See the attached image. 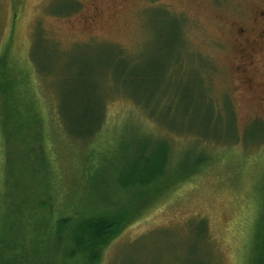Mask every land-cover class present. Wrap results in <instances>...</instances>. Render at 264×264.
I'll return each mask as SVG.
<instances>
[{
	"label": "rangeland",
	"instance_id": "obj_1",
	"mask_svg": "<svg viewBox=\"0 0 264 264\" xmlns=\"http://www.w3.org/2000/svg\"><path fill=\"white\" fill-rule=\"evenodd\" d=\"M21 1L18 14L11 0H0V54L14 28L12 51L4 52L30 74L22 98L38 109L44 158L34 147L7 144L0 128L5 264H84L64 256L73 223L60 234L57 221L92 207L91 215L121 211L128 221L100 247L96 264H247L256 226L264 228V105L246 104L236 91L225 26L234 8L260 0ZM60 105H103L97 137L69 136ZM198 105H212L209 124ZM144 135L168 139L179 171L197 149L210 158L170 192L171 185L119 184L138 163Z\"/></svg>",
	"mask_w": 264,
	"mask_h": 264
},
{
	"label": "trees",
	"instance_id": "obj_2",
	"mask_svg": "<svg viewBox=\"0 0 264 264\" xmlns=\"http://www.w3.org/2000/svg\"><path fill=\"white\" fill-rule=\"evenodd\" d=\"M14 11H19L21 14V0H11ZM76 8L77 7V4ZM74 11V10H73ZM17 15V14H16ZM14 14L13 23L18 18ZM9 37L5 45L1 49L0 57L2 61L0 64V128L3 137L7 144L18 143L21 147L26 149L28 147L36 148L38 158L43 161V155L38 145L44 141V133L42 130V121L38 109H32L30 105L23 101L22 96L29 90V82L27 74L29 72L21 69L19 71L15 64L10 65L11 61L15 60L14 52L12 56L4 52L7 47V53L12 51V41L15 37L14 28L10 29ZM37 44V43H36ZM182 44V41H181ZM35 42L29 55L32 57L35 51ZM4 55V56H3ZM8 57V58H7ZM38 69V68H37ZM35 71V69H34ZM161 71V70H160ZM36 73V71L34 72ZM30 75V74H29ZM159 76V75H157ZM9 78V84L6 82ZM31 88V87H30ZM144 111L150 109L149 105H140ZM204 113V124H209L211 119H214V111L212 105H198V109ZM187 115L194 111L191 105L182 107ZM60 118L63 122L62 126L69 136L79 139V141H91L93 137H97L99 131L104 126V111L103 105H60ZM154 115V113L152 112ZM216 114L218 112L216 111ZM155 116V115H154ZM157 120H161L156 117ZM205 137H208L205 133ZM142 140L146 141V145L141 146L138 155V163L132 167H128L124 173H120L119 179L122 185H130L136 187L150 186L149 190H160L169 187V192L183 183L191 180L200 170L199 167L207 163L210 158L204 150L197 149L199 155L193 158L190 167L184 171H179L178 167L180 160L171 162L170 159V143L168 139L158 138L153 140L152 135H144ZM151 141V142H150ZM137 149V148H136ZM136 149L134 151H136ZM193 151L195 148L192 149ZM189 152L186 151L183 155V160L188 159ZM133 176V178H132ZM169 182V183H168ZM49 183V182H48ZM45 205V203H43ZM97 208V207H95ZM84 210L82 212L72 214L75 218L69 217L58 218L60 234L65 232V229L73 223L70 229V241L72 246L67 249L64 256L69 259L81 258L82 262L87 264H96L100 261V247H106L109 242L117 238L123 231L124 226L128 224L127 214L121 211L108 214L91 215L95 210ZM131 218V217H130ZM2 220L0 219V225ZM198 223L195 225L196 231L200 238L205 236L206 231ZM66 229V230H67ZM1 230V227H0ZM253 253L248 258L247 264H264V228L258 224L256 232L253 236ZM0 238V245L3 241ZM5 255L0 249V264H5ZM8 264V263H7Z\"/></svg>",
	"mask_w": 264,
	"mask_h": 264
},
{
	"label": "flooded vegetation",
	"instance_id": "obj_3",
	"mask_svg": "<svg viewBox=\"0 0 264 264\" xmlns=\"http://www.w3.org/2000/svg\"><path fill=\"white\" fill-rule=\"evenodd\" d=\"M233 14L225 32L236 58V91L244 103L264 105V0L250 10L234 8Z\"/></svg>",
	"mask_w": 264,
	"mask_h": 264
}]
</instances>
